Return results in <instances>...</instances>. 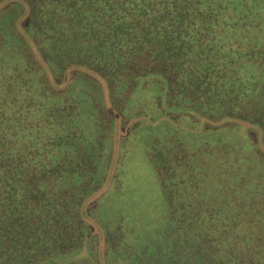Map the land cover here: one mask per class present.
I'll use <instances>...</instances> for the list:
<instances>
[{
    "label": "trees",
    "instance_id": "16d2710c",
    "mask_svg": "<svg viewBox=\"0 0 264 264\" xmlns=\"http://www.w3.org/2000/svg\"><path fill=\"white\" fill-rule=\"evenodd\" d=\"M0 264H264V0H0Z\"/></svg>",
    "mask_w": 264,
    "mask_h": 264
},
{
    "label": "rangeland",
    "instance_id": "374dc122",
    "mask_svg": "<svg viewBox=\"0 0 264 264\" xmlns=\"http://www.w3.org/2000/svg\"><path fill=\"white\" fill-rule=\"evenodd\" d=\"M246 144L245 138H238ZM130 160L121 191L111 193L103 206L106 214L118 211L137 230L156 232L163 227L165 202L155 169L143 151Z\"/></svg>",
    "mask_w": 264,
    "mask_h": 264
}]
</instances>
